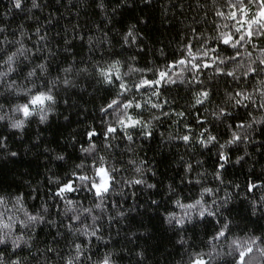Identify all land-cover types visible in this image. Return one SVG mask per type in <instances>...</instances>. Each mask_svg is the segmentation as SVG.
Segmentation results:
<instances>
[{"label": "snow or ice", "instance_id": "1", "mask_svg": "<svg viewBox=\"0 0 264 264\" xmlns=\"http://www.w3.org/2000/svg\"><path fill=\"white\" fill-rule=\"evenodd\" d=\"M141 3L147 7L152 0H141ZM96 6L105 11V0H98ZM134 6L135 0H118L112 12L115 14L118 9ZM197 6L209 7L206 3L200 4V0H197ZM33 9L42 10L38 0H31L30 7L25 0H8V6L0 16L8 21L16 12L27 11V18L32 19ZM210 10L215 14L211 34L198 32L190 26V38L180 41L177 55L165 59L158 67H135V55H130L128 61L120 58L102 61L89 57L90 64L83 61V66L68 64L59 68L55 76L51 69L57 52L49 47L48 34H40L39 24L33 33L35 48H30L25 40H30L31 35L23 24L13 29L9 38L8 24L0 23V35L3 36L0 39V124L9 130L23 133L33 119L46 124L57 110L60 89L76 87V78L81 76L95 78L96 83L103 85L109 93L98 109L100 129L93 126L86 129V146L80 143L79 162L72 161L63 177H47V184L55 185L54 190L48 189L47 200L31 208L27 205L28 198H38L40 188L37 186L31 188L30 197L7 188L0 190V264H119L115 258L119 252L109 247L112 244L111 232H105L104 219L106 216L107 225L111 228L124 221L126 212L121 210L123 205L119 201L111 200L113 214H109L106 205L113 196L125 197V188H157L155 183H148L146 179L148 172L155 177L156 170L151 166L145 167L147 161L136 154L132 145L141 138H154L155 122L161 121L162 117H175L172 123L177 125V129L175 134L168 133V140L181 141L186 148L191 145V151L195 150V145L204 149L209 146L216 148L217 162L213 174L221 183L220 170H226L225 166L232 163L229 150L233 146L245 145L244 155L237 156L235 163L245 161L249 156L247 145L257 143L253 139L257 131L255 126L264 125V0H212ZM47 22L52 23L51 19ZM79 38L83 40L82 36ZM141 40L137 25L132 24L122 36V46L134 45L142 51L139 48ZM87 42L91 49L93 38L89 37ZM101 42L111 45L106 38ZM70 44L65 34V52H71ZM159 51L161 56L165 55L163 49ZM125 67L127 71L123 70ZM206 70L207 76L202 79ZM136 73L139 74L136 79H127ZM229 82L235 83L236 87L230 91L226 88L221 102L215 103L213 89L218 92L221 83ZM249 82L252 83L251 90L245 87ZM165 85H185L191 92L187 111L199 113L203 108L207 113L203 118L200 115L195 117L196 127L188 124L185 110L172 108L174 101L165 96L161 102ZM64 103L67 104V100ZM208 104L212 107H206ZM166 105L167 111L164 110ZM238 108L246 110V117L233 125L229 121L238 117L232 110ZM252 108L259 113V118L253 115ZM145 113H148L147 117ZM213 121L226 127L227 137L223 142L209 127ZM260 131L264 135V128ZM160 135L164 137L163 132ZM116 140L127 141L125 149L132 153L127 160L134 173L130 177L121 175L125 166L118 167L114 162L115 156L110 150L118 147L113 143ZM76 142L73 136L70 143L74 145ZM0 149L8 159L18 156L16 151L9 149L7 136H0ZM53 159L68 163L63 152L55 154ZM180 159L183 160V156ZM183 169L182 182L194 171L188 161H184ZM203 175V172L197 174L195 184L201 183ZM25 183L31 185V181L26 180ZM188 183L193 181L188 179ZM234 187L238 189L240 185L235 184ZM256 188H264V180L260 184L252 180L247 182V192ZM175 191L174 185L169 184V195ZM217 192L219 188L214 190L202 186L198 198L192 202L184 203L179 197L172 200L180 213L167 211L163 218L179 237L176 243L182 248V256L177 264H264V230L258 235L234 233L233 222L226 214L231 212L232 194L225 191L221 198ZM80 193L86 195L79 197ZM131 195L135 198L136 192ZM206 197H212L211 201ZM82 200H88L89 206H85ZM151 205L159 208L156 199H151ZM250 208L253 216L259 211L264 218V195H261L259 203L251 200ZM201 221H214L215 224L212 234L203 244L195 245L190 241ZM189 225L192 235L186 239L184 234ZM42 228L47 229L51 240L40 247ZM101 246L106 250L101 251ZM135 255L139 257L137 264H143L144 252L141 250Z\"/></svg>", "mask_w": 264, "mask_h": 264}, {"label": "trees", "instance_id": "2", "mask_svg": "<svg viewBox=\"0 0 264 264\" xmlns=\"http://www.w3.org/2000/svg\"><path fill=\"white\" fill-rule=\"evenodd\" d=\"M38 2L42 10L33 9L32 19L27 18L29 15L27 11L16 12L9 17L8 21H4L0 16V23L8 24L9 38H11L13 29H18L23 24L31 35L30 40H25L30 48H35L36 37L33 33L39 24L40 34H48V45L53 52H57V56L52 61L53 76L57 74L59 68L66 67L68 64L83 66L82 61L90 64L89 57L102 61L114 58L128 61L130 55H135V67L146 65L158 67L164 63L165 59H171L177 55L180 41L190 38V26L198 32L206 31L211 34L210 30L214 27L213 20L215 19L214 12L210 10L212 0H200V4L206 3L209 7H198L197 0H152L151 5L146 7L141 0H135L134 7L118 9L115 14L112 8L118 0H105V11H101L96 6L98 0H38ZM25 3L30 7L31 0H25ZM7 6L8 0H0V13H3ZM49 19L52 21L51 24L47 22ZM141 20L143 23H140ZM132 24L137 25V31L142 37L139 43L142 51H138L137 46L134 45L122 46V36ZM65 34L71 41L69 45L71 52L64 51ZM105 34H107L106 37ZM81 36L83 40L79 38ZM89 37L93 38L91 49L87 42ZM2 38L3 36L0 35V39ZM105 38L111 41V45L101 42ZM160 49L164 50V56L160 55ZM123 70L127 71V68ZM148 75L151 76V73ZM138 76L139 74L136 73L127 79H136ZM206 76L207 70L201 78L204 79ZM233 87H236V84L229 82V84L221 83L218 92L214 88V102L220 103L224 97V90L227 88L230 91ZM245 87L251 90L252 83L245 84ZM108 96V91L103 85L97 84L95 78L81 76L76 78V87L67 90L60 89L57 110L50 115L46 124H40L38 119H33L23 133H16L0 124V136H7L9 149L18 153L17 157L8 159L0 149V190L7 188L8 191L23 192L30 197L31 188L37 186L40 188L38 198L36 200L28 198L27 205L31 208L39 205L42 200H47L48 189H55V185L47 184V177L49 175L63 177L72 161L79 162L80 143L86 146V129L89 126L100 129L101 114L98 109ZM165 96L170 101H174L173 109L186 111L187 122L192 127H196L195 117L197 115L201 118L207 115L203 108H200L199 113L195 110L187 111V105L191 101V92L185 85L163 86L161 102ZM65 100L67 104L64 103ZM206 107L211 108L212 105L208 104ZM164 110H168L167 105ZM250 110L259 118V113L255 108ZM232 111L233 115L238 117V119L229 121L233 125L242 122L246 117V110L243 108ZM145 116L147 117L148 113H145ZM247 118L251 119V117ZM173 119L175 117L171 119L162 117L161 121L155 122L154 138L150 140L141 138L132 145L136 154L147 161L145 167L151 166L156 170L155 177L148 172L146 179L148 183H155L157 188L146 189V186L125 188V197L113 196L106 205L109 214H113L111 200L119 201L123 205L121 210L126 212L124 221L116 223L111 228L107 225L106 216L104 219L105 232H111L112 244L109 247L119 252V256L115 257L119 264H137L139 257L135 253L141 250L145 254L143 264H177L182 256V248L176 243L179 237L164 222L163 217L167 211L180 213V209L172 203L173 199L179 197L184 203L192 202L193 199L198 198L202 186L211 187L214 190L219 188L216 195L221 198L225 191L232 194L233 198L229 203L231 212H226V214L233 222L234 233L241 236L245 232L258 235L261 230H264V218L261 217L259 211L253 216L250 208L251 200L259 203L261 195H264V188H256L252 192L246 191L249 180L257 184L264 180V147L261 146L264 145V135L260 131L264 125L255 126L257 131L253 134V139L257 143L247 145L249 156L245 157V161L235 163L237 156L244 155V144L233 146L229 150L232 163L225 166L226 170H220L223 179L221 183L215 179L213 174L217 162L216 148L209 146L208 149H204L200 145H195V150L191 151L189 150L191 145L186 148L181 141L168 140V133L175 134L177 129V125L172 123ZM211 119L209 117L210 121ZM180 127L182 129V125ZM209 127L221 139V142L227 137L225 125H217L213 121ZM161 132L164 133V137H161ZM73 136L77 140L74 145L70 143ZM113 143L118 145L110 150L115 156L114 162L118 167L125 166L120 174L125 177L132 176L134 173L131 166L127 165L128 158L132 156V153L125 149L127 141L116 140ZM61 152L65 154L67 164L53 159L55 154ZM181 156L183 160L180 159ZM184 161L191 163L194 171L189 173L182 182L181 177L185 175ZM197 161L202 163L198 164ZM201 172L204 173L200 177L201 183L195 184L197 174ZM188 179H191L193 183H188ZM26 180L31 181V185L26 184ZM169 184L174 185L176 189L171 195L168 193ZM235 184H239L240 187L237 189L234 187ZM133 191L136 192L135 198L131 195ZM84 195L86 193H80L79 197ZM151 199L159 202V208L151 205ZM206 199L210 202L212 197H206ZM82 202L85 206H89L88 200H82ZM140 205H143V208ZM52 211L55 212V209L53 208ZM214 224V221L199 222L190 243L202 245L203 241L212 234ZM184 235L186 239L192 235L191 225L188 226V231ZM108 238L106 236V239ZM40 239L42 241L40 247L51 240L47 229L40 230ZM104 250L106 249L101 246V251ZM184 259L187 257L184 256Z\"/></svg>", "mask_w": 264, "mask_h": 264}]
</instances>
